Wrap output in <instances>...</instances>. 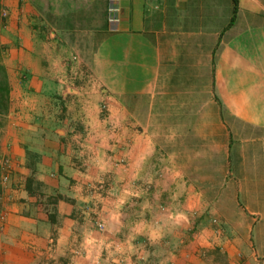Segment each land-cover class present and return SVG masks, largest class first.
I'll return each instance as SVG.
<instances>
[{"label":"crops","instance_id":"1","mask_svg":"<svg viewBox=\"0 0 264 264\" xmlns=\"http://www.w3.org/2000/svg\"><path fill=\"white\" fill-rule=\"evenodd\" d=\"M0 0V264H264L261 0Z\"/></svg>","mask_w":264,"mask_h":264},{"label":"built area","instance_id":"2","mask_svg":"<svg viewBox=\"0 0 264 264\" xmlns=\"http://www.w3.org/2000/svg\"><path fill=\"white\" fill-rule=\"evenodd\" d=\"M119 5L115 3L113 0L107 6V22L109 24V28L112 31L117 29V24L119 20ZM2 16L6 15V9H2ZM10 158L6 155L0 156V168H1V184L4 185L7 181H9V172H10ZM2 218V216H1Z\"/></svg>","mask_w":264,"mask_h":264},{"label":"trees","instance_id":"3","mask_svg":"<svg viewBox=\"0 0 264 264\" xmlns=\"http://www.w3.org/2000/svg\"><path fill=\"white\" fill-rule=\"evenodd\" d=\"M238 0H233V9L235 11L237 7ZM2 18L0 19L1 26ZM9 105V84L6 69L4 64L0 59V128L2 126V116H4L8 110ZM0 177H1V168H0ZM1 194H2V185L0 181V222H1Z\"/></svg>","mask_w":264,"mask_h":264},{"label":"rangeland","instance_id":"4","mask_svg":"<svg viewBox=\"0 0 264 264\" xmlns=\"http://www.w3.org/2000/svg\"><path fill=\"white\" fill-rule=\"evenodd\" d=\"M261 2L264 4V0H261ZM1 12H2V8L0 7V19L1 18L3 19L4 16H2ZM6 37H7L6 34L3 32V29L0 26V59H1V62H2L3 55H4L3 53L5 51L6 42L4 40ZM4 117H5V115L2 116V123L4 121ZM0 153H1V149H0ZM0 156H1V154H0ZM2 190H3V185H2ZM1 196H2V194H1ZM1 202H2V199H1Z\"/></svg>","mask_w":264,"mask_h":264}]
</instances>
